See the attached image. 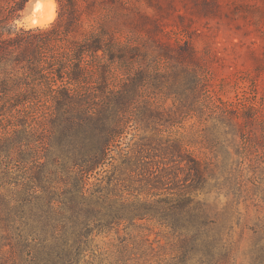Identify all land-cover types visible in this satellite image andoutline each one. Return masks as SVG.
<instances>
[{"label":"trees","instance_id":"16d2710c","mask_svg":"<svg viewBox=\"0 0 264 264\" xmlns=\"http://www.w3.org/2000/svg\"><path fill=\"white\" fill-rule=\"evenodd\" d=\"M29 1L0 0V264H112L96 254L95 235L139 221L174 236L173 256L155 264H237L240 205L252 198L260 211L246 223L247 256L264 264V174L244 178L242 146L230 163L174 128L203 108L195 46L162 39L159 26L147 27L150 14L120 13L123 0H57L51 26L23 28ZM120 24L148 39L124 36ZM168 97L174 109L163 106ZM213 136L206 131L205 148ZM10 178L14 191H5Z\"/></svg>","mask_w":264,"mask_h":264},{"label":"rangeland","instance_id":"374dc122","mask_svg":"<svg viewBox=\"0 0 264 264\" xmlns=\"http://www.w3.org/2000/svg\"><path fill=\"white\" fill-rule=\"evenodd\" d=\"M30 0L23 11L19 26L23 28H47L59 15L57 0ZM120 13L138 20L141 14L153 16L147 27L159 26V36L170 41L189 40L198 51L206 71V96L203 108L174 128L194 141L197 152L221 159L229 157L230 163L244 160V178L264 174V0H123ZM52 15L51 19L44 17ZM124 36L134 41L145 42L148 33L142 27L120 24ZM157 67H166L164 62ZM163 106L174 109L172 97L163 100ZM229 114L234 120L243 122V133L231 131ZM226 122V123H225ZM5 124V122H2ZM1 130V127H0ZM206 131L214 135L215 147H204ZM223 142V143H222ZM244 157L239 155L240 147ZM253 165L255 166L253 170ZM19 177V174L17 176ZM255 177V176H254ZM16 178L4 185V190H13ZM1 183V181H0ZM252 186L251 182L248 183ZM2 190V187H1ZM257 196L256 198H258ZM260 203L253 198L241 202L245 213L243 226L234 232V255L237 264H249L247 250L252 243L250 223L260 211ZM123 224L120 232L114 228L108 234H96L92 247L100 258L117 262L119 247L123 242L129 245L125 264H155L167 260L175 253L172 232L159 224L139 221L135 225ZM1 230V229H0ZM2 235V231H0ZM149 234L150 241L142 240ZM11 248L3 251L11 257ZM99 260L98 258L96 261ZM110 264L105 262L104 264Z\"/></svg>","mask_w":264,"mask_h":264},{"label":"bare ground","instance_id":"6f19581e","mask_svg":"<svg viewBox=\"0 0 264 264\" xmlns=\"http://www.w3.org/2000/svg\"><path fill=\"white\" fill-rule=\"evenodd\" d=\"M42 4H43V2H42L41 0H39V1L37 2V7H38V8L41 7ZM51 18H52V15H49V16L44 17V20H45V19H51Z\"/></svg>","mask_w":264,"mask_h":264}]
</instances>
